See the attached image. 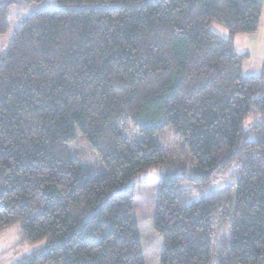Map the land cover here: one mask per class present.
<instances>
[{
	"label": "trees",
	"instance_id": "trees-1",
	"mask_svg": "<svg viewBox=\"0 0 264 264\" xmlns=\"http://www.w3.org/2000/svg\"><path fill=\"white\" fill-rule=\"evenodd\" d=\"M40 1L0 0V35L10 4ZM57 2L0 49V230L46 239L13 264H143L129 181L147 169L159 264H211L227 221L216 264H264V54L244 74L249 54L234 47L264 0ZM76 132L104 172L72 160ZM220 173L227 182L197 198L185 189Z\"/></svg>",
	"mask_w": 264,
	"mask_h": 264
},
{
	"label": "rangeland",
	"instance_id": "rangeland-1",
	"mask_svg": "<svg viewBox=\"0 0 264 264\" xmlns=\"http://www.w3.org/2000/svg\"><path fill=\"white\" fill-rule=\"evenodd\" d=\"M57 6H59L57 0H42L35 4H28L26 2L10 4L8 8L9 29L5 34L0 35V49L6 46L11 32L25 17L36 11L55 8ZM261 27H263V24H261ZM212 28L217 33H220L221 31L225 32L223 36L227 33L225 29L216 24H212ZM260 40L263 41L262 39ZM258 56L261 55H257L254 59L246 60L244 62V74L260 73L261 60L258 61V63H255ZM174 140V135H172L171 132H166L162 139V144L172 147L174 145ZM68 150L72 160H75L82 166L88 168L91 173L98 174L106 170L105 165L91 148L88 141L78 132H76L74 140L69 143ZM227 175L223 173L216 175V177L207 183L206 187H201L199 183L195 184L191 182L185 185V189L191 192L193 198H197L199 193L205 191L206 188H216L227 182L229 179ZM158 182L159 178L152 169L142 171L129 181V184L133 186L132 219L137 224L140 235L143 264H159L163 247L162 237L152 226ZM230 230V221L220 223V225H217L215 228L211 244V264H216V259L220 255V249L222 248V245L227 242V235ZM36 250H46V239L43 238L34 243L24 240L19 223H15L0 230V264H13L25 255Z\"/></svg>",
	"mask_w": 264,
	"mask_h": 264
},
{
	"label": "crops",
	"instance_id": "crops-1",
	"mask_svg": "<svg viewBox=\"0 0 264 264\" xmlns=\"http://www.w3.org/2000/svg\"><path fill=\"white\" fill-rule=\"evenodd\" d=\"M263 10H264V2H262V13H261L258 30L256 32L241 33V34L235 35L234 37L235 50L238 53L247 52L249 54L246 60L254 59L255 56L261 55V56H258L255 63H258V61L262 59L263 54H264V13H263ZM261 24H263V27H261ZM219 34L223 36L225 32L221 31ZM260 39H262L263 41H261Z\"/></svg>",
	"mask_w": 264,
	"mask_h": 264
}]
</instances>
